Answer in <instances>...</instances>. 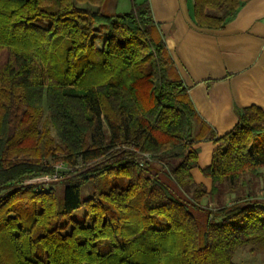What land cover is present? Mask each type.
<instances>
[{"label":"trees","instance_id":"obj_1","mask_svg":"<svg viewBox=\"0 0 264 264\" xmlns=\"http://www.w3.org/2000/svg\"><path fill=\"white\" fill-rule=\"evenodd\" d=\"M119 1L0 0V264H238L239 248L264 251V196L221 199L262 176L264 111L212 136L210 187L195 181L188 87L148 0L111 11ZM192 1L197 27L221 30L251 0Z\"/></svg>","mask_w":264,"mask_h":264},{"label":"crops","instance_id":"obj_2","mask_svg":"<svg viewBox=\"0 0 264 264\" xmlns=\"http://www.w3.org/2000/svg\"><path fill=\"white\" fill-rule=\"evenodd\" d=\"M148 3L198 113L199 163L191 173L210 187L201 172L212 164L217 148L212 136L233 130L246 107L264 111V0L249 1L221 30L197 27L192 0Z\"/></svg>","mask_w":264,"mask_h":264},{"label":"rangeland","instance_id":"obj_3","mask_svg":"<svg viewBox=\"0 0 264 264\" xmlns=\"http://www.w3.org/2000/svg\"><path fill=\"white\" fill-rule=\"evenodd\" d=\"M133 0H120L119 3H117V7L116 9H114L113 6H109V9L111 11H117V12H128L133 5ZM137 3L139 2H143L142 0H136ZM97 34L99 35L100 32L97 31ZM97 35V36H98ZM98 47L99 44H97ZM59 169H62V166L58 167ZM260 171H262V176L260 178H253V179H249V184L247 187L243 188V185H238V189L237 192H230L228 189H225L224 192V196L223 199L225 202L227 203H231L234 200V197H236L238 194H247L249 193L251 190H254L255 192H257L260 196H264V169H261ZM61 179L60 177H56L55 176H50V178L48 177H42V178H38L37 180H34L33 182L36 183H51V182H55L57 180ZM97 185H94L93 183H89L86 186L83 187L82 191H83V195L89 196L90 194H92L96 189ZM103 189V187H101ZM100 188V189H101ZM208 199H204L203 203H207ZM213 204V203H212ZM214 205V204H213ZM83 211H78L79 214H81ZM249 247H241L237 250V254L235 256V260L238 262V264H264V251H260L258 252L256 255H253L252 253L249 252Z\"/></svg>","mask_w":264,"mask_h":264},{"label":"built area","instance_id":"obj_4","mask_svg":"<svg viewBox=\"0 0 264 264\" xmlns=\"http://www.w3.org/2000/svg\"><path fill=\"white\" fill-rule=\"evenodd\" d=\"M46 177L48 178L49 176H46ZM56 177H58V176H57V175H55V178H56ZM49 178H50V177H49Z\"/></svg>","mask_w":264,"mask_h":264}]
</instances>
